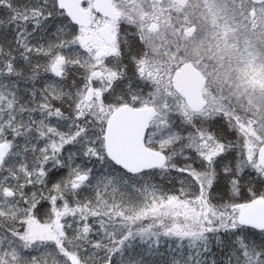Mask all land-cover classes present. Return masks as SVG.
<instances>
[{"label":"snow or ice","instance_id":"6c2138e0","mask_svg":"<svg viewBox=\"0 0 264 264\" xmlns=\"http://www.w3.org/2000/svg\"><path fill=\"white\" fill-rule=\"evenodd\" d=\"M0 264H264V0H0Z\"/></svg>","mask_w":264,"mask_h":264}]
</instances>
